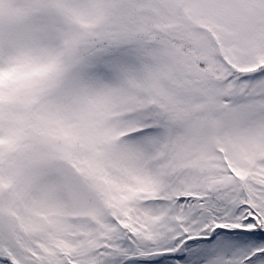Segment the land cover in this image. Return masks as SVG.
Listing matches in <instances>:
<instances>
[{"label": "snow or ice", "instance_id": "snow-or-ice-1", "mask_svg": "<svg viewBox=\"0 0 264 264\" xmlns=\"http://www.w3.org/2000/svg\"><path fill=\"white\" fill-rule=\"evenodd\" d=\"M0 264H264V0H0Z\"/></svg>", "mask_w": 264, "mask_h": 264}]
</instances>
